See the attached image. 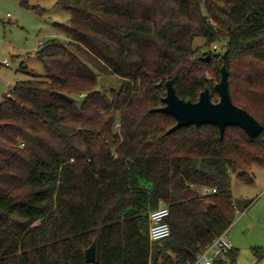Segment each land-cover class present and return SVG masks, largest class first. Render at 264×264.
I'll list each match as a JSON object with an SVG mask.
<instances>
[{
  "label": "trees",
  "instance_id": "obj_1",
  "mask_svg": "<svg viewBox=\"0 0 264 264\" xmlns=\"http://www.w3.org/2000/svg\"><path fill=\"white\" fill-rule=\"evenodd\" d=\"M57 6L69 23L55 24L66 40L36 50L45 76L0 101V264H87L92 243L93 264H193L235 220L231 176L250 186L253 167L264 168V0ZM219 43L222 55L211 49ZM221 68L233 105L261 132L166 134L175 125L158 112L166 82L180 100L207 89L216 103ZM102 77L118 88L103 92ZM159 207L170 235L150 243L148 214Z\"/></svg>",
  "mask_w": 264,
  "mask_h": 264
},
{
  "label": "rangeland",
  "instance_id": "obj_2",
  "mask_svg": "<svg viewBox=\"0 0 264 264\" xmlns=\"http://www.w3.org/2000/svg\"><path fill=\"white\" fill-rule=\"evenodd\" d=\"M61 0H0V101L19 82L45 76L34 57L38 43L48 38L66 40L55 24L67 25L69 14L57 4ZM202 39L194 48L204 54ZM214 53L223 54V44H215ZM6 62V65L3 62ZM114 79L99 80L103 92L117 89ZM254 183L250 186L231 176L230 190L236 217L228 229L229 240L236 251L235 264H264V168L253 167Z\"/></svg>",
  "mask_w": 264,
  "mask_h": 264
},
{
  "label": "water",
  "instance_id": "obj_3",
  "mask_svg": "<svg viewBox=\"0 0 264 264\" xmlns=\"http://www.w3.org/2000/svg\"><path fill=\"white\" fill-rule=\"evenodd\" d=\"M220 74L219 82L214 85V92L217 96L216 103L211 101L207 89L200 93L198 101L195 103L180 100L174 92L171 81L166 82L164 106L158 112L175 120L174 127L166 134L190 126L198 128L203 125L215 126L220 138L228 127L241 129L251 139H254L261 132L262 127L247 112L233 105L227 89V72L221 68ZM57 95L68 101H73L65 95ZM84 258L87 264L95 262L94 243L84 251Z\"/></svg>",
  "mask_w": 264,
  "mask_h": 264
},
{
  "label": "built area",
  "instance_id": "obj_4",
  "mask_svg": "<svg viewBox=\"0 0 264 264\" xmlns=\"http://www.w3.org/2000/svg\"><path fill=\"white\" fill-rule=\"evenodd\" d=\"M40 46L41 43H38L37 48ZM3 64L6 65V62L4 61ZM12 95L13 90L9 92L7 97H11ZM78 97H83V94H79ZM211 193H215V190H212ZM168 216L169 210L166 207H159L149 212L147 237L150 243L158 242L169 237ZM231 250L232 244L229 240L227 230L205 246L193 264H218L219 261H222L223 264H231L230 260L227 259V255Z\"/></svg>",
  "mask_w": 264,
  "mask_h": 264
},
{
  "label": "crops",
  "instance_id": "obj_5",
  "mask_svg": "<svg viewBox=\"0 0 264 264\" xmlns=\"http://www.w3.org/2000/svg\"><path fill=\"white\" fill-rule=\"evenodd\" d=\"M254 183V182H253ZM232 250H234L233 246H232Z\"/></svg>",
  "mask_w": 264,
  "mask_h": 264
}]
</instances>
